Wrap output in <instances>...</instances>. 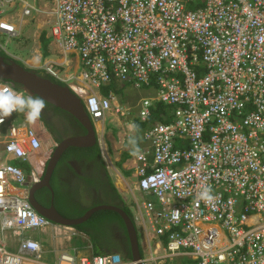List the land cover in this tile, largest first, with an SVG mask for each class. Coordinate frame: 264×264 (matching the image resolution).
<instances>
[{
  "label": "built area",
  "instance_id": "built-area-1",
  "mask_svg": "<svg viewBox=\"0 0 264 264\" xmlns=\"http://www.w3.org/2000/svg\"><path fill=\"white\" fill-rule=\"evenodd\" d=\"M47 2L50 12L0 0V34L18 37L15 10L21 18L48 15L68 74L60 77L57 61L42 69L67 84L94 127L126 113L115 92L103 94L110 86L154 90L138 102L139 121L155 104L172 111L170 122L144 131L149 148L136 161L137 189L153 199L138 212L152 233L151 256L124 261L94 255L88 244L84 254H55L52 264H264V0ZM34 125L24 113L0 124V264H46L47 230L78 236L28 202L55 148L41 154ZM14 162L28 163L30 175ZM205 185L212 204L197 198Z\"/></svg>",
  "mask_w": 264,
  "mask_h": 264
},
{
  "label": "trees",
  "instance_id": "trees-1",
  "mask_svg": "<svg viewBox=\"0 0 264 264\" xmlns=\"http://www.w3.org/2000/svg\"><path fill=\"white\" fill-rule=\"evenodd\" d=\"M40 43H41V55L43 56V58H46L48 56V41L44 38V34L41 35L40 38ZM0 56H2L5 60L7 61H14L16 63H18L19 65L25 67L22 63H20L19 61H15L10 59L8 56H6L2 50L0 49ZM27 70H31L29 68H26ZM34 71L36 74H38L41 77L47 78L49 80H51L52 82L59 84L61 86H66V84H64L63 82L55 79L54 77L48 75L45 71L43 70H32ZM7 83V82H4ZM15 90L20 91L21 89L17 86L13 87ZM112 90L113 92H115L116 94H119L122 90L121 89H116L113 88V86L110 87H106L103 88V94L107 95L108 91ZM47 113L52 114L53 118H55L56 120V124L58 123L59 129L61 132H63V134L61 135L58 131L55 130V128L48 122L45 121V119L42 117L43 115H41V118L37 121H42L44 122L46 128L48 129L49 133L51 134L53 141L58 144L59 142L63 141V139L68 138V137H73V136H77V135H81V133H85L84 129L82 128V126L76 121V119H74L71 115H69L68 113L50 105L47 103V107L44 109ZM171 111L170 107H165L163 105H159V104H155L154 109L151 113V116L148 117L144 122L137 120L136 118H134L132 120V123H135L136 125L139 126V132L136 133V135L139 137V141L141 138V135L143 133V131L148 128L149 126H152L154 124L157 123H168L171 121V117H161L160 114H164V116H167L168 113ZM133 133L131 132V135ZM74 156L76 158L78 157H86L88 159H93V158H100V164L104 169V165L102 162V158H101V154H100V150H99V146L98 143L92 147V148H74V147H70L68 148L64 153H63V160L67 157V156ZM68 158V157H67ZM14 165L20 167L22 169V171L25 173V175L29 176L32 168L31 166L26 163V162H14ZM59 164H61V161L59 162ZM59 167H56L50 185L52 188V191L54 193V206L56 208V210L58 211V213L63 216L64 218L67 219H75L78 218L82 215V213L84 211L80 210V207L71 204L70 206H66L65 200L67 197H65L60 189V187L57 186L56 184V176H57V172L59 171ZM109 179V178H108ZM107 178L106 180V184L104 187H102V190L104 192V195L102 196V203L103 204H107V205H114L117 207H120L121 209H123V211L131 218L132 215L130 213V210L125 206V204H123L120 195L118 194V192L116 191L115 187L110 184V179L108 180ZM36 196H37V200L38 202L45 206L48 207L49 206V199L51 198V194L50 191L46 188H42L39 189L36 192ZM95 206V205H93ZM116 225L118 227V229L123 233V235L126 237V232H125V228H124V224L123 221L121 219V217L111 211H98L95 214L92 215V217L85 223L78 225L76 227H74V229L79 232V233H83L84 235H86L89 239V242L91 243V247H92V253L94 255H106V254H117L119 255V257L121 259H123L124 261L126 260H130L131 259V254H130V249L129 246H127L126 251H122L120 249H115V250H111L109 248L106 247V244L104 242V236L107 235L108 233V226L109 225Z\"/></svg>",
  "mask_w": 264,
  "mask_h": 264
},
{
  "label": "water",
  "instance_id": "water-1",
  "mask_svg": "<svg viewBox=\"0 0 264 264\" xmlns=\"http://www.w3.org/2000/svg\"><path fill=\"white\" fill-rule=\"evenodd\" d=\"M0 81L7 82L13 87H19L27 95L41 96L48 104L71 115L85 131V134L82 136L64 139L56 145L47 161L41 180L29 188L28 202L31 207L52 224L62 227L81 225L95 212L101 210L116 212L121 217L125 227L131 259L134 262H138L140 260V250L136 229L132 219L122 209L114 206L100 205L87 210L79 218L67 219L58 213L53 204L54 193L50 181L62 154L70 147L91 148L97 144L96 129L86 114L80 99L71 92L69 87L56 84L47 78L39 76L32 70L25 69V67L14 61L5 60L2 56H0ZM42 188L48 189L51 194V201L48 207L39 204L34 198L35 192Z\"/></svg>",
  "mask_w": 264,
  "mask_h": 264
},
{
  "label": "crops",
  "instance_id": "crops-1",
  "mask_svg": "<svg viewBox=\"0 0 264 264\" xmlns=\"http://www.w3.org/2000/svg\"><path fill=\"white\" fill-rule=\"evenodd\" d=\"M33 6L36 7V4H34ZM13 18L15 20V26L17 28V33H18V35H17L18 37H15V38L19 39L22 34H23L22 36L31 37L33 42L38 45L37 48L40 51H41V49H40L41 48V46H40L41 45L40 38H41V35L44 34V38L48 41V56L46 58H43L42 55L38 54L39 55V57H38L39 61L40 62L41 61H46V60L55 61L54 57L55 56H59L58 60H56V61L60 65V67H59V71L61 73L60 76H61L62 79H65L66 75L68 74L67 68L64 67L65 61L62 60V56L59 54V52L57 51L56 47L54 46V43L52 42L51 36H49L50 33L46 34L44 32V30H43V28L47 27L48 25L45 22L41 23L40 21H37L38 18L35 17V16L28 17V18H31L30 20L25 19V18H21L20 12L17 11V10H15ZM25 25H26L25 28H27V27H29V28L24 31L25 28L23 30H22V28ZM5 37H7V36H5ZM7 38H9V37H7ZM11 39H13V38H11ZM3 46L4 45L0 42V49H2ZM39 53H41V52H39ZM50 55H51V57H49ZM131 88L134 89V87H131ZM144 88H146V91H145L146 96H144L145 98H151V97L155 96V92H154L153 89H149L147 87H144ZM119 89H121L122 91L119 94H117L118 97L122 95L124 88H119ZM142 99H144V98H141L140 100H142ZM118 101L120 103L119 98H118ZM126 102H128V99H126ZM132 102L136 103L137 100H132ZM120 104L123 105L122 103H120ZM137 105H138V103H137ZM136 109H137V107H136ZM171 112L172 111H170L167 116H164V115L162 116L161 114H160V116L164 117V118H167V117L170 116L171 120H172V113ZM136 113H137V110H136ZM152 126H149L144 131L150 129ZM97 127L99 128V130L101 129V126H97ZM144 131H143V133H144ZM101 133L102 134L104 133L103 128L101 130ZM141 137H142V135H141ZM97 143H98V139H97ZM139 147H140V149L142 151V150L148 149L149 145L147 143L143 142L142 138H140ZM110 149H111V154L115 156L113 159H112L111 156H109L110 153H108V151H106V148L103 149L105 151L102 150L103 151L102 154L100 153L101 154V158H102V162H103V165H104V169H103L104 170L103 171L104 175L102 176V178H103L104 182H106V180H105L106 178L110 179V184H112L115 187L116 191L120 195V198H121L123 204H125V206L130 210V213H131L132 218H133L132 220L135 219V221H136V223L135 222H133V223H134V226H135V229H136V233H137L139 250H140V258H148V257L151 256L150 252H152L154 250V248L151 246V242H149L150 239L152 238V235H151L152 233L151 232H149V233L145 232V228H143L144 227L143 223L141 225V222L139 221L138 212H139V209H140V205H141V203L143 201H145V200L153 201V199H152V197H146V196L142 195L137 189L136 183H137L138 177L136 176V173H137V169L139 168L140 165L138 166V164L136 162L137 161V156H132L130 154L128 141H126L124 143L123 147L122 146H119V147L116 146V148H113V146H112V147H110ZM103 154H104V157H103ZM105 164H107V165H105ZM141 167H142V164H141ZM133 179H135V180H133ZM118 184H119V188L120 189H118ZM136 193L139 194V199L136 197ZM129 199H131L132 202H130ZM97 200L98 201L96 203H92V204L91 203H84L83 204L84 206H78V207H80V210L84 211L81 216H83L84 213L87 210H90L91 208H93L95 206L107 205V204H103L102 203L103 202L102 198L97 199ZM53 204H54V199H53ZM93 205H95V206H93ZM108 206H114V205H108ZM114 207H117V206H114ZM117 208H120V207H117ZM101 211H109V210H101ZM111 212H114V211H111ZM114 213H116V212H114ZM53 225H55V224H53ZM55 226L58 227L59 225H55ZM67 228H73L74 229V227H67ZM60 230H61L60 228H57L55 231L52 230L53 233L50 234L51 241H52V238L55 237L56 234H58L57 232H60ZM77 233H78V236L70 238L67 235V238L65 240L60 239V240H58L56 242L53 241L52 244H49L48 246H46V243H48V242H46L45 245H44V248L48 252H52L55 255V254L63 251V249L60 250L58 248L60 243H61V245H62L63 242L69 243V244L70 243H78L80 248H76V246H74L72 248L77 249V251L80 254H84L85 253V246L88 245V244L91 245V243L89 242V239H88V237L86 235H84L83 233H79V232H77ZM126 237H127V235H126ZM69 249H71V247L66 249V251H69ZM71 251H72V249H71ZM45 263L46 264H52V262H45Z\"/></svg>",
  "mask_w": 264,
  "mask_h": 264
},
{
  "label": "rangeland",
  "instance_id": "rangeland-1",
  "mask_svg": "<svg viewBox=\"0 0 264 264\" xmlns=\"http://www.w3.org/2000/svg\"><path fill=\"white\" fill-rule=\"evenodd\" d=\"M28 2L31 5L36 4V8H40V9H42V11L50 12L51 7H50L49 3L47 2V0H28ZM34 16L37 17L38 18L37 21H40L41 23L45 22L47 17H49L48 15L46 16L44 13L43 14H34ZM25 19L30 20L31 18H25ZM25 27H26V25L23 26L22 30ZM28 28L29 27L25 28L24 31L27 30ZM43 30L46 34L50 33L48 26L44 27ZM22 35L19 39L13 38L14 39L13 40L11 38H7L4 35L0 34V42L4 45L1 49L2 52L6 56H8L10 59L15 60V61H19L26 68H29L31 70H43L42 69L43 61L40 62L39 58H38L39 57L38 54L41 55V53H39L41 51L38 50V48H37L38 45L33 42L31 37L22 36ZM49 57H51V55ZM58 57L59 56L54 57L55 61L58 60ZM145 91H146V88H144V87H142L140 89H133L129 86H125L123 89L122 95L118 97L120 100V103L123 104L122 106L124 107V110L126 109L125 115L123 117L118 116V115L109 117L108 120L105 122V124L101 125L100 130H99V128L95 127L96 133H97L98 145H99V149H100L101 154L103 153V151H105L103 149L106 148V151H108V153H110L109 156H111L113 159L115 156L111 154L110 147H112V146H113V148H116V146H118V147L122 146L123 147L124 143L126 141H128V137L131 135V131L128 128V125L130 122H132V120L134 118L137 119V117H136L137 103L141 98H145L144 97V96H146ZM126 99H128V102H126ZM132 100H137V102L133 103ZM34 126H35L36 130L38 131V125L35 124ZM102 128L104 131L103 134L101 133ZM44 136L48 137L49 143L44 142V140H43ZM39 137L42 139V151H41L42 153L41 154L44 155L45 152L47 153V150H48L50 145H51V147H55L53 140L47 134L41 135L39 132ZM44 157L45 156H42L40 159L43 160ZM103 157H104V154H103ZM40 159H38V162L41 161ZM105 165H107V164H105ZM133 180H135V179H133ZM118 189H120L119 184H118ZM136 197L139 199L138 193H136ZM129 200H130V202H132L131 199H129ZM134 222L136 223L135 219H134ZM46 233H47L46 237L48 239V241H47L48 243H46V246H48L49 244H52L53 241H58L60 239L65 240L67 238V235H68L64 229H61L60 232H57L58 234H56V236L53 237L52 241H51V238H50L51 232L49 230H47ZM33 236L34 235H32V237ZM74 246H76V248H80L78 243H70L69 244V243H65V242H63L62 245L60 243L58 248L60 250L63 249V251H65L66 249H68L70 247H71V249H74V248H72ZM71 249H69V252H72ZM85 253H86V251H85ZM42 256H43L44 262H52V263L54 262L53 261L55 259L54 254L52 252H48L45 248H44V253Z\"/></svg>",
  "mask_w": 264,
  "mask_h": 264
},
{
  "label": "flooded vegetation",
  "instance_id": "flooded-vegetation-1",
  "mask_svg": "<svg viewBox=\"0 0 264 264\" xmlns=\"http://www.w3.org/2000/svg\"><path fill=\"white\" fill-rule=\"evenodd\" d=\"M42 115L45 121H48L56 131L61 135L63 134L59 129L58 123L56 124V120L53 118L52 114H49L44 110ZM35 124L38 125V130L41 135L47 134L53 140L44 122L36 121ZM84 134L85 133H81V135L73 137L82 136ZM67 157L63 160L62 154L59 160V162L61 161V164H59V162L57 164V167H59L60 170L57 172L56 176L57 186L60 187L62 193L65 194L64 196L67 197L64 204L66 206H70L71 204L84 206V203H96L98 201L97 199L102 198L104 195L102 187L105 186V182L102 178L104 170L100 164V158L96 157L91 160L86 157L76 158L69 155ZM36 192L34 198L38 202ZM50 201L51 198L49 199V203ZM103 238L106 247L111 250L120 249L126 251L127 246H129L127 237H125L114 224L108 226V233Z\"/></svg>",
  "mask_w": 264,
  "mask_h": 264
},
{
  "label": "clouds",
  "instance_id": "clouds-1",
  "mask_svg": "<svg viewBox=\"0 0 264 264\" xmlns=\"http://www.w3.org/2000/svg\"><path fill=\"white\" fill-rule=\"evenodd\" d=\"M46 107L47 102L41 96H33L32 94L25 95L23 92L17 91L9 86L0 87V124H3L5 118L10 117L13 113H24L29 122L35 123L41 118ZM128 128L133 133L128 137L130 154L132 156H139L141 149L139 147V137L136 135L139 132V126L130 122ZM197 198L206 204H212L216 199L210 185L203 186L198 192ZM173 212L176 216L180 213L179 210ZM132 221L134 222V220Z\"/></svg>",
  "mask_w": 264,
  "mask_h": 264
},
{
  "label": "bare ground",
  "instance_id": "bare-ground-1",
  "mask_svg": "<svg viewBox=\"0 0 264 264\" xmlns=\"http://www.w3.org/2000/svg\"><path fill=\"white\" fill-rule=\"evenodd\" d=\"M98 128V127H97ZM43 140H44V142H46V143H49V141H48V137H43ZM56 242V241H55ZM60 243V242H59ZM56 244V243H55Z\"/></svg>",
  "mask_w": 264,
  "mask_h": 264
}]
</instances>
